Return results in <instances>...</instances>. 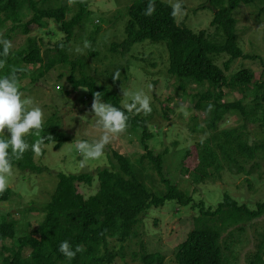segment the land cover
I'll return each instance as SVG.
<instances>
[{
	"label": "trees",
	"instance_id": "obj_1",
	"mask_svg": "<svg viewBox=\"0 0 264 264\" xmlns=\"http://www.w3.org/2000/svg\"><path fill=\"white\" fill-rule=\"evenodd\" d=\"M257 1L208 0L209 7L214 12L210 24L220 30L223 36L219 43L209 40L204 30L193 32L182 22L177 23L171 15L172 7L160 0H155V12L151 16L144 15L149 0H135L127 8L124 39L111 43L109 50L124 55L136 43L163 42L168 51L167 71L176 78L179 88L183 91L189 84L205 86L203 91L193 95L194 109L202 116L205 115V126L214 135L182 149H164L155 154L148 147L152 138L148 130L150 114L141 116L139 113L128 112L120 105L116 92L97 85L92 76L84 74L83 59L77 57L70 60L65 52L74 29L88 12L86 0H73L77 10L69 19L66 17L69 11L66 0H0V29L9 23L7 32L18 30L28 35L23 48L10 51L5 68L0 70V76L9 75L13 69H17L20 81L29 74L25 66L37 65V76L41 77L55 65H69L71 74L68 80L73 90L84 88L91 100L94 93L100 92L105 103L119 108L129 117L126 131L140 130L139 142L143 153L139 159L150 164L165 188L161 195L151 193L136 177L131 165L116 152L112 154L116 169L104 167L95 174L56 173L55 190L48 202L39 207L43 219L36 229V235L27 234L15 238V223L3 219L0 222V243L13 240L16 246L15 251L10 250V255L0 257V264H112L115 258L124 257L123 245L130 239L139 217L148 209L163 207L169 201L180 206H196L201 213L200 217L194 219L197 225L176 246L173 253L175 264H228L219 243L220 231L204 223L203 218L217 215L223 225L235 226L242 221L250 222L264 216V203H258L250 211L224 195L223 201L214 211H204L203 205L192 203V195L188 189L180 188V184L175 181L178 177L174 173L185 176L186 182L201 184L217 174L223 163L228 170L232 166L241 168L242 162L254 160L257 152L264 150L263 144L250 143L245 130L248 124L264 127V85H255L250 105L245 104L243 99L227 102L224 100V89L237 88L245 92L249 90L256 74L249 69H241L226 76L213 62V56L223 53L228 56L223 63L224 69H228L235 59L258 60L264 69V61L255 55L244 54L238 47L232 16V11L238 4L248 5ZM202 7L204 6L199 8ZM47 21L56 23L64 37L51 47L41 48L38 43L42 44V41L37 42L29 33L32 28H44ZM75 70L79 72L78 79L73 76ZM37 80L32 79L34 82ZM209 105L212 106L211 110ZM230 112H237L241 116L242 126L216 132L217 124ZM50 117L44 122V130L40 135H50L53 139L46 141V144H53L55 149H59L67 139L62 131L54 127L53 117ZM37 139L35 133L26 137L29 144ZM33 156L34 153L29 150L22 159L12 157L13 167L37 174L44 172V167L34 165ZM165 163L172 164L174 173L170 176L165 174L168 171ZM95 179L97 183L94 184V192L85 197L82 187L92 186ZM10 196L11 190L7 188L0 194V201H8ZM263 239L264 235L260 234V244ZM65 240L72 245L73 250L80 245L83 251L78 252L71 260L64 257L58 249ZM109 241L117 243L118 249L110 248ZM24 248L29 249L27 258L21 256ZM247 260V264H264L260 251L249 255ZM141 261L143 264H161L162 257L158 254H143Z\"/></svg>",
	"mask_w": 264,
	"mask_h": 264
},
{
	"label": "rangeland",
	"instance_id": "obj_2",
	"mask_svg": "<svg viewBox=\"0 0 264 264\" xmlns=\"http://www.w3.org/2000/svg\"><path fill=\"white\" fill-rule=\"evenodd\" d=\"M134 1L86 0L88 12L79 26L74 29L73 37L65 52L70 60L77 57L83 59L84 74L92 76L97 85L116 92L123 108L126 109L125 105L131 102L132 94L138 91L150 97L152 111L148 130L152 138L148 142V147L155 154L164 149L178 150L201 142L214 135L205 126V115L202 116L194 109L193 95L203 91L205 86L189 84L183 91L179 88L176 78L167 71L168 51L165 43L139 42L132 45L124 55L109 50L111 43H118L124 39V26L128 19L126 11ZM160 1L169 6L176 2V0ZM66 2L69 5L66 17L69 19L76 12L77 7L73 0ZM181 2L185 14L175 17L177 23L182 22L193 32L204 30L209 40L222 42L221 31L210 24L214 12L209 7L208 0H181ZM200 6L204 7L199 8ZM232 16L235 20L238 47L244 54L255 55L264 61V0L248 5L238 4L232 11ZM8 26L9 23L3 26L0 32L3 33L4 38L12 42L11 50L23 48L28 35L18 30L7 32ZM29 36L35 38L37 42L41 40L42 44H38L44 48L62 40L64 34L56 23L47 21L44 28H32ZM85 41L91 42L90 49L84 47ZM227 59L228 56L223 53L213 56L214 64L221 68L226 76L241 69H249L256 74V77L249 90L245 92L237 88L224 89V100L233 102L243 99L245 104L250 105L255 85H264L263 67L258 60L235 59L229 64L228 69H224L223 63ZM37 68V65L25 66L29 74L19 81L20 90L25 98L33 99L34 106L42 108L44 122L50 116L53 117L54 127L62 131L67 140L59 149H55L53 144H46L41 154L34 153V165L46 169L42 173L21 171L13 167L12 175L8 177L10 199L0 201V222L3 219L15 223V238L27 234L35 235L43 219L39 207L48 202L53 194L57 183L56 173L95 174L98 169L104 167L116 169L112 158L113 152L125 158L136 177L151 193L155 195L164 193L165 188L150 164L146 160L141 162L139 159L143 153L139 142L141 136L139 129L113 136L105 146L104 154L98 159L86 160L85 167L82 168L81 161L84 157L76 150V142L83 140L91 143L102 135L101 130L96 126L98 118L91 112L92 100L88 98L84 88L72 89L68 80L71 74L69 65H55L41 77L37 76ZM117 70L120 71V77L114 82L112 76ZM73 76L75 79L79 78L78 70L73 72ZM33 78L37 81H32ZM122 90L129 95H123ZM244 97L248 98L244 99ZM131 113L147 115L143 111ZM242 124L241 116L237 112H230L217 124L216 132L239 128ZM245 130L250 143L264 145L263 126L248 124ZM170 156L169 152L168 157ZM165 165L168 166V171L165 168V174L170 176L173 172L172 164L165 163ZM174 174L178 177L175 181L180 184V188L191 192L192 203L203 205L204 211H214L223 201L224 195L238 205L246 206L250 211L255 209L258 203H264V150L258 151L254 160L242 162L241 168L232 166L228 170L227 165L223 163L222 169L217 174L201 184H191L185 181V176ZM95 183H97L96 179L92 186L82 187L85 197L94 192ZM200 216L198 207L180 206L174 201L166 202L163 207L148 209L139 217L130 239L123 245L124 257L115 258L112 264H143L141 261L143 254H158L162 257L161 264H175L173 253L176 246L185 239L190 229L197 225L194 219ZM203 219L204 223L220 231L219 243L228 264H247V257L256 251H260L264 259V239L260 244V234L264 235V216L250 222L242 221L235 226L223 225L217 215ZM108 244L110 248L118 249L114 241H109ZM10 250H16L13 240L0 243V257L10 255ZM28 253L29 249L24 248L21 253L22 258H27Z\"/></svg>",
	"mask_w": 264,
	"mask_h": 264
},
{
	"label": "clouds",
	"instance_id": "obj_3",
	"mask_svg": "<svg viewBox=\"0 0 264 264\" xmlns=\"http://www.w3.org/2000/svg\"><path fill=\"white\" fill-rule=\"evenodd\" d=\"M173 17L185 14L181 0H176L171 5ZM155 12V0H149L144 15L151 16ZM0 70L4 69L7 63V57L12 48V42L0 32ZM84 47L90 49L91 42L85 41ZM81 51V49H77ZM17 69H13L9 75L0 76V194H3L8 188V177L12 175L13 164L12 157L16 160L22 159L26 151L31 150L39 155L43 151L46 141L53 138L41 136L44 128V112L41 107L34 106L31 97L25 98L20 90ZM120 71L117 70L112 76L113 81L119 80ZM151 87V85H149ZM123 95H129L123 91ZM128 112H140L150 114V97L138 91L132 94L131 102L125 105ZM209 105V110H211ZM91 112L98 118L96 126L101 130L102 135L94 142L77 141L76 150L81 153L84 159L81 161V167H85L86 160L100 158L104 154L105 146L110 142L113 136H118L127 130V121L129 117L119 108L105 103L101 98V93L93 94L91 103ZM35 133L38 139L29 144L26 137ZM10 150V151H9ZM11 153V155H10ZM59 252L68 259H74L78 252L83 248L77 245L73 250L72 245L67 241H62L59 246Z\"/></svg>",
	"mask_w": 264,
	"mask_h": 264
},
{
	"label": "bare ground",
	"instance_id": "obj_4",
	"mask_svg": "<svg viewBox=\"0 0 264 264\" xmlns=\"http://www.w3.org/2000/svg\"><path fill=\"white\" fill-rule=\"evenodd\" d=\"M36 235V234H35Z\"/></svg>",
	"mask_w": 264,
	"mask_h": 264
},
{
	"label": "water",
	"instance_id": "obj_5",
	"mask_svg": "<svg viewBox=\"0 0 264 264\" xmlns=\"http://www.w3.org/2000/svg\"><path fill=\"white\" fill-rule=\"evenodd\" d=\"M209 5V4H208Z\"/></svg>",
	"mask_w": 264,
	"mask_h": 264
}]
</instances>
